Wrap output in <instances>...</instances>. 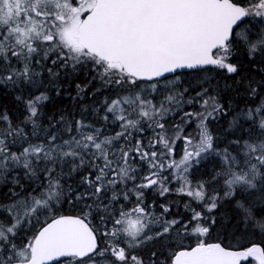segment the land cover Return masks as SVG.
<instances>
[{
    "label": "snow or ice",
    "instance_id": "1",
    "mask_svg": "<svg viewBox=\"0 0 264 264\" xmlns=\"http://www.w3.org/2000/svg\"><path fill=\"white\" fill-rule=\"evenodd\" d=\"M0 264H264V0H0Z\"/></svg>",
    "mask_w": 264,
    "mask_h": 264
}]
</instances>
